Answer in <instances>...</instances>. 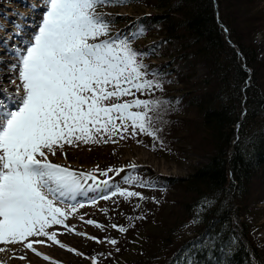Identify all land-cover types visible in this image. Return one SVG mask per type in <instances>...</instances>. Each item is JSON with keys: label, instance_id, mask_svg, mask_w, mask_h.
Here are the masks:
<instances>
[{"label": "snow or ice", "instance_id": "obj_1", "mask_svg": "<svg viewBox=\"0 0 264 264\" xmlns=\"http://www.w3.org/2000/svg\"><path fill=\"white\" fill-rule=\"evenodd\" d=\"M25 2L33 11L39 7L43 12L34 32L18 26L15 34L26 37L24 46L13 48L16 62L6 65L13 74L8 82L15 89L0 87V245L5 246L0 253L8 245L21 244L40 256L34 244L45 241L30 238L46 237L66 248L48 229L62 225L74 231L66 220L70 212L85 206L78 197L99 192L93 204L117 194L144 199L138 192L121 189L111 178L95 183L93 173L72 170L49 156L59 150L66 158V145L116 143L115 137L146 135L159 140V125L166 123L163 117L172 102L156 97L157 91H163L161 73L149 71L144 63L149 53L133 47L145 30L112 34L114 20L97 11L123 5L124 0H40L38 6ZM136 167L129 165L133 171ZM124 171L109 168L101 174L119 176ZM124 182L140 181L127 177ZM71 201L76 203L69 206ZM86 223L104 227L92 220ZM111 227L127 231L116 224Z\"/></svg>", "mask_w": 264, "mask_h": 264}, {"label": "trees", "instance_id": "obj_2", "mask_svg": "<svg viewBox=\"0 0 264 264\" xmlns=\"http://www.w3.org/2000/svg\"><path fill=\"white\" fill-rule=\"evenodd\" d=\"M151 2L157 12L137 20L138 28L145 30L143 38L157 36L162 47L176 41L180 44L177 59L188 58L205 69L203 78L191 85L192 92L172 97L179 102L175 108L169 106L163 117L166 123L159 125V140L153 144L176 153L189 141L188 151L200 153L195 140L199 119L179 117L194 112L201 116L203 140L211 155L207 164L185 178L153 169L143 174L155 188L174 191L190 219L196 206L206 214L203 231L182 241L163 264H264L254 234L258 224L240 220L243 210L257 219L264 217V129L250 134L245 127L258 118L264 122V62L254 43L257 34L264 33V16L255 12L252 0ZM248 7L253 14L246 12ZM173 76L161 73L163 86L175 84ZM191 79L178 75L177 84L188 85ZM245 144L250 147L247 151Z\"/></svg>", "mask_w": 264, "mask_h": 264}, {"label": "rangeland", "instance_id": "obj_3", "mask_svg": "<svg viewBox=\"0 0 264 264\" xmlns=\"http://www.w3.org/2000/svg\"><path fill=\"white\" fill-rule=\"evenodd\" d=\"M252 1L257 5L255 12L261 13L263 18L264 0ZM28 3L38 6L40 0H28ZM97 11L108 14V18L114 20L112 34L127 33L130 29L136 31L139 29L137 20L140 17L157 12L151 0L135 4L124 2L123 5L100 7ZM248 11L253 14V10L249 7L246 12ZM42 12L43 9L39 7L33 11L27 6L25 0H0V26H2L0 27V78H2L0 87L6 88L9 92L15 89V85L8 82V77L13 74L8 71L6 65L16 62L14 55L11 54L12 50L14 47H23L26 39L24 35L15 34L17 28L23 27L26 33L34 32L42 18ZM160 43L157 36L143 38L142 35L133 42V47L138 51L149 53L144 59V63L149 66V71L159 69L162 74L169 72L174 75L175 84L171 83L169 88L163 86V91H157L156 97L164 95L172 102L171 107L175 108L179 100L172 97L192 92L194 87L191 85L203 78L205 69L203 64L196 66L193 60L188 58L177 59V53L180 51L178 42L170 40L163 47ZM254 43L259 48L260 60L264 62V33L257 34ZM178 75L182 78L190 75L192 79L188 85L183 82L181 86L177 84L180 83ZM16 83L19 84V81L17 80ZM166 90L170 93L167 94ZM179 117L199 119L196 129L198 137L195 140L200 153L188 151L191 148L189 141L181 145V151L173 153L162 147H155L151 137L137 135L135 138L127 136L123 140L115 137L116 143L80 144L77 147L66 145L63 149L66 158L59 150L55 156H49L52 162L70 166L72 170L93 173L96 176L95 183L111 178L112 183L121 189L138 192L144 199L139 197L125 199L117 194L108 200L97 199L93 204L92 200L100 195L99 192L78 197L77 200L85 206L70 212L66 220V224L74 228V231L70 232L62 225H55L48 229L49 232L55 231L57 236H63L59 239L61 243L69 241L68 244H64L66 248H61L51 241L52 246L59 249L60 253L49 254L48 260L31 254L33 259L29 261L24 256L27 262L23 264H53V262L55 264H163L166 255L176 250L182 241L199 235L204 229L206 216L204 208L193 207L190 219L174 191L157 189L151 185L148 178L143 176L148 169H153L157 174L164 176L185 178L208 163L211 155L208 142L203 140L206 132L200 123L201 116L189 112ZM245 127L247 132L250 130V134H254L264 129V122L258 118L252 123H246ZM186 134L183 133V135ZM245 145L244 149L249 150L248 144ZM131 164L137 166L135 171L129 168ZM109 168H123L125 171L119 176L115 175V172H109L107 177L103 176L101 173ZM127 177H138L140 182L127 184L124 182ZM141 182L148 186H140ZM88 183L91 184L94 181H88ZM241 196L242 193L239 192L238 197L241 198ZM72 203L76 201L69 202V206ZM236 203L240 204V201ZM256 217L243 210L240 220L251 225L258 224L254 232L255 239L261 251L264 252V217L258 219ZM88 220L103 225V229L87 224ZM113 224L124 227L127 231L120 232L111 227ZM88 237H95L105 242L97 243L96 240ZM37 239L47 242L46 237H35L32 240ZM111 239L117 240L118 243L116 245L108 243L107 241ZM44 244L38 243L37 246L41 248ZM12 247H22V245L6 246L9 249ZM68 248L82 255H76L74 251L67 250Z\"/></svg>", "mask_w": 264, "mask_h": 264}, {"label": "bare ground", "instance_id": "obj_4", "mask_svg": "<svg viewBox=\"0 0 264 264\" xmlns=\"http://www.w3.org/2000/svg\"><path fill=\"white\" fill-rule=\"evenodd\" d=\"M62 237H63L62 235H58L57 239L59 240ZM33 238H35V237H33ZM33 238H30V239L32 240ZM50 242L51 241L45 242V244L42 245L41 248L38 247L37 244L36 245L34 244V248L36 249V251L41 253V255L39 257L43 258V255L49 256V254H51L53 252L60 253V250L56 249L55 246H52L53 243H50ZM68 242L69 241H66L63 244H68ZM17 245H19V244H17ZM0 247H4V245H0ZM31 254H35V253L32 250H29L23 246L22 247H12L11 249L7 248V250L5 252L0 253V261H3L4 264H23V262L26 263L27 261L25 259H20L19 257L25 256V257H27V259L29 261H31L33 259Z\"/></svg>", "mask_w": 264, "mask_h": 264}]
</instances>
